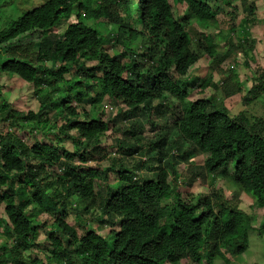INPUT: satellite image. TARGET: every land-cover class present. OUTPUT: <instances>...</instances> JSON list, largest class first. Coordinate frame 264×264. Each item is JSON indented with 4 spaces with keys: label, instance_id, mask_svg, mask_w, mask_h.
<instances>
[{
    "label": "trees",
    "instance_id": "obj_1",
    "mask_svg": "<svg viewBox=\"0 0 264 264\" xmlns=\"http://www.w3.org/2000/svg\"><path fill=\"white\" fill-rule=\"evenodd\" d=\"M256 2L45 0L0 30V77L29 84L38 101L24 112L0 94V264H229L246 253L250 232H264V219L255 228L257 213L239 207L249 198L264 218V119L247 110L231 116L212 97L190 94L221 84L225 98L238 93L244 106L257 104L264 72L243 92L237 74L224 79L222 67L236 46L252 51ZM174 4L183 6L176 18ZM225 8L230 21L239 8L245 16L213 33ZM194 27L203 31L193 45ZM203 56L208 72L198 79ZM106 103L120 107L115 117ZM138 115L152 129L159 120L166 126L147 140L136 124H122ZM110 129L122 134L118 159L109 157ZM201 156L202 166L179 179V165ZM142 168L150 174L135 173ZM208 177L209 193L183 195L177 186ZM218 179L229 195L215 187Z\"/></svg>",
    "mask_w": 264,
    "mask_h": 264
},
{
    "label": "rangeland",
    "instance_id": "obj_2",
    "mask_svg": "<svg viewBox=\"0 0 264 264\" xmlns=\"http://www.w3.org/2000/svg\"><path fill=\"white\" fill-rule=\"evenodd\" d=\"M45 0H0V30L5 29L9 26V24L12 21L17 20V18L22 14V12L26 9H29L33 6L40 5ZM256 6L257 10L256 12L259 15H256L257 18L261 21L259 24L254 23L253 25H250L248 27V32L251 34L253 39L255 40L254 45L250 44L252 46L251 50H246L245 47H240V45L236 46V49L234 50V53H232L230 56H228L224 63L222 64V67L225 69V78L226 79L229 75V77L233 78V72L237 74V79L243 83V92L247 90L250 86V84L254 80H258V74L261 72H264V0H256ZM175 5V4H174ZM238 5V4H236ZM174 17H179L176 15V12H182L183 6L178 4L177 6L172 8ZM225 11H230L228 8H225L224 12L221 14V16L218 17L219 24L217 29L213 33H217L218 31H222L223 33H226L231 26V24L238 25L239 22L243 19L245 16L242 13V10L239 8L237 17L234 21H230V16L226 14ZM66 24L59 25L56 29V32H63L65 29ZM196 30H195V29ZM191 28V37L192 42L194 45L195 37L194 33L195 31H203L200 30L198 27ZM106 31V30H103ZM241 31H237L236 38L239 37ZM38 36V34H27L23 36L22 41H27L34 39ZM234 37V38H235ZM235 41V40H234ZM236 43V42H235ZM224 42L220 43L218 47L219 56H221V52L226 49V46H223ZM133 47L138 48L139 44L136 42L133 44ZM194 47V46H193ZM109 49V55L112 56L116 52V48H110V46L107 47ZM245 52H249V57L246 58ZM209 58L203 56L197 64L194 66L195 69L193 70V74L196 75V78L203 79L208 72V65H209ZM86 65H89V63H86ZM56 66V65H55ZM50 67V65H48ZM58 67V65H57ZM190 75V74H189ZM188 75V77H189ZM214 80L213 83L215 84L218 81V75L213 72ZM229 79V78H228ZM227 79V80H228ZM189 82L191 79H184L183 81ZM235 85V80H233V83ZM199 85V83H198ZM221 84H219L220 87ZM214 88L208 87L205 91L201 92L200 94L196 93V90L198 89V86H196L194 89H191L190 99L196 100V99H202V98H210L212 97L216 101L214 102H221L225 108L229 111V114L231 116L236 115L238 112H241L242 110H247L248 113L250 112L252 115H257L260 118L264 119V94L260 99H258L256 102L257 104H253L251 106H244L241 99L240 94L236 93L233 94L230 97L225 98L223 95L222 90L220 88ZM0 94L1 96L6 100L8 104H10L13 108L19 110V111H36L37 107V100L35 98L34 92L31 89L30 85L27 83H22L18 79H15L14 77H8L5 75H1L0 77ZM85 102L87 104L90 103L89 98H86ZM1 105V100H0ZM104 107H107V111L109 115L112 117H115L118 113V109L120 108L117 105L114 104H104ZM246 111V112H247ZM165 118H170L169 116H166ZM122 119V118H121ZM120 120V119H119ZM133 123L136 124L139 128V134L142 135L145 139L149 140L151 139L154 134L163 129L166 126V123L164 120H159L157 126L155 129L151 128V123L144 115H138L136 118H132L130 122H122L124 126ZM8 131V128H3V132ZM20 138L27 140L28 135L27 133L21 132L19 133ZM121 136L116 132L112 131L111 129L106 132L105 141L107 145L111 148L110 149V156L111 158H120L121 155L117 151V148L115 147V139L117 137ZM30 143V141H28ZM137 157L140 159V156H134L133 159L137 160ZM206 156H201L195 159H191V163L189 164H181L177 168V171L179 173V179L183 180L184 178H189L191 175L192 170L189 169V166H202V163L204 161ZM145 160V158H142ZM128 161L130 159H125L123 162L128 166ZM144 162V161H143ZM131 162H129L130 166ZM144 166V164H142ZM88 167L95 166L93 163H88ZM136 174L145 176L149 175L148 171H146L144 168L138 169L135 171ZM195 177H199V172L195 173ZM113 179H115V174H111L108 178V182L113 185L114 182ZM211 177L207 178V180L201 182L200 180L196 181L194 185H178L179 191L183 193V195L187 194H194L195 196L198 191H202L205 193H209L211 188L207 183H210ZM215 187L217 189L222 190L223 195L226 196V194H230V191L228 189V186L225 185L224 181L218 179L215 182ZM246 196V195H245ZM239 207L242 208L246 213H257L258 217L256 219V222L253 224L255 225V228H258V224L264 219L263 216V210L262 209H256L255 206H253V203L251 199L246 198L242 196V202L239 204ZM3 210L0 207V212ZM96 213V212H95ZM1 215V214H0ZM68 223L71 226H75L76 221L72 216L68 218ZM93 225V224H92ZM103 234H107V230L102 232ZM42 239V236H40V239ZM4 241V238H0V243ZM187 264H195L193 261H188ZM213 264H223L222 261H214ZM229 264H264V232H262L260 235L256 234V232H250L249 234V245L248 249L245 254L240 255L234 260H231Z\"/></svg>",
    "mask_w": 264,
    "mask_h": 264
},
{
    "label": "clouds",
    "instance_id": "obj_3",
    "mask_svg": "<svg viewBox=\"0 0 264 264\" xmlns=\"http://www.w3.org/2000/svg\"><path fill=\"white\" fill-rule=\"evenodd\" d=\"M249 244V243H248ZM232 260H234V259H232ZM218 261H220V260H218ZM213 264V263H212Z\"/></svg>",
    "mask_w": 264,
    "mask_h": 264
}]
</instances>
